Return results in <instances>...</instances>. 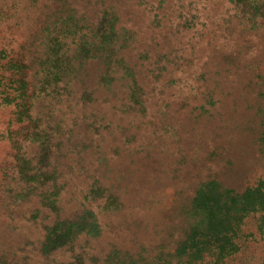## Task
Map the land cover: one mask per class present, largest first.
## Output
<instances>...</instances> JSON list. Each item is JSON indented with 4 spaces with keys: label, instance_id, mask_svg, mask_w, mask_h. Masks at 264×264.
Returning a JSON list of instances; mask_svg holds the SVG:
<instances>
[{
    "label": "rangeland",
    "instance_id": "rangeland-1",
    "mask_svg": "<svg viewBox=\"0 0 264 264\" xmlns=\"http://www.w3.org/2000/svg\"><path fill=\"white\" fill-rule=\"evenodd\" d=\"M0 264H264V0H0Z\"/></svg>",
    "mask_w": 264,
    "mask_h": 264
}]
</instances>
